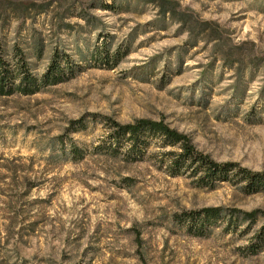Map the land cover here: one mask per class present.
Instances as JSON below:
<instances>
[{"label":"rangeland","instance_id":"374dc122","mask_svg":"<svg viewBox=\"0 0 264 264\" xmlns=\"http://www.w3.org/2000/svg\"><path fill=\"white\" fill-rule=\"evenodd\" d=\"M171 1L176 17L158 0H0V62L22 55L38 86L0 95V264H264V187L173 175L174 148L106 138V119L163 121L264 171V0ZM54 52L70 64L46 85ZM207 207L257 217L176 218Z\"/></svg>","mask_w":264,"mask_h":264},{"label":"trees","instance_id":"16d2710c","mask_svg":"<svg viewBox=\"0 0 264 264\" xmlns=\"http://www.w3.org/2000/svg\"><path fill=\"white\" fill-rule=\"evenodd\" d=\"M159 7L165 8L171 16H175V6L171 0H158ZM164 13V11H163ZM178 15V14H177ZM181 22H184L183 14H179ZM97 61L103 65L111 66L117 64L121 59L118 51L110 52L107 46L102 43L97 46L94 52ZM70 64L68 55L59 56L54 52L51 56L49 65L45 74L39 82L46 85L60 83ZM37 80L28 71L27 63L21 55L20 61L16 63V70L11 71L8 67L0 62V95H9L13 92H19L27 95L33 93L36 89ZM108 122L105 126L106 138L110 145L115 149H121L128 156L139 155L140 152L151 144L153 140L161 143L162 146H169L176 152H168L171 156L170 168L171 174H178L181 169L192 168L195 172H200V180L211 181L214 179L233 180L236 183H243L245 187L257 189L264 187V171L253 172L246 168L239 167L235 163H217L208 155L195 149L190 139L174 129L168 127L163 121H152L149 119H136L127 124H119L112 120L106 119ZM77 151L73 152L76 154ZM225 216L229 219H240L241 221L254 222L257 217L256 211L243 212L239 210L224 211L217 207L202 208L198 211L182 212L178 218L181 221L197 223L203 221L209 223L220 217ZM195 228L194 235H200Z\"/></svg>","mask_w":264,"mask_h":264}]
</instances>
